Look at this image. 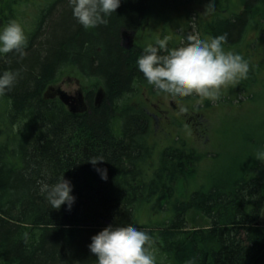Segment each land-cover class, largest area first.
I'll return each instance as SVG.
<instances>
[{
    "label": "trees",
    "instance_id": "obj_1",
    "mask_svg": "<svg viewBox=\"0 0 264 264\" xmlns=\"http://www.w3.org/2000/svg\"><path fill=\"white\" fill-rule=\"evenodd\" d=\"M157 1L121 0L107 25L86 30L68 0H0V26L16 20L27 36L23 58L15 52L0 57V72H18L0 96V264H95L87 245L108 224L147 231L164 264L189 258L196 264H264V227L258 224L264 162L186 196L194 155L174 140L156 151L152 116L135 104L144 100H124L136 85L157 91L136 66L145 43L138 42L141 27L155 24ZM220 1L230 3L224 7L228 17L204 24L211 36L227 34L226 50L246 52L248 45H239L251 26H262L264 0ZM165 14L161 21L179 28L170 47L192 33L188 23H203L198 13L171 21ZM127 37H137L130 49L124 46ZM258 47L251 45L255 54ZM66 77L90 93L101 88L105 97L72 111L54 91ZM188 101L190 111L196 110L198 100ZM101 155L105 160L98 166L107 169L106 180L87 160ZM61 174L73 186L71 210L51 208L39 192V182L55 183ZM154 211L163 215L151 222Z\"/></svg>",
    "mask_w": 264,
    "mask_h": 264
},
{
    "label": "clouds",
    "instance_id": "obj_2",
    "mask_svg": "<svg viewBox=\"0 0 264 264\" xmlns=\"http://www.w3.org/2000/svg\"><path fill=\"white\" fill-rule=\"evenodd\" d=\"M121 0H68L72 15L86 30L107 25L109 17L120 6ZM171 35L156 38L142 46V54L136 61L137 70L148 85L158 93L172 98L197 96L201 100H216L221 88L246 79L248 61L238 52L226 50L227 34L201 38L189 33L180 46L170 47ZM27 36L20 22L10 20L0 26V57L15 52L20 58L26 55ZM18 72H0V96L15 83ZM256 159L264 162V151L256 153ZM100 175L107 179V169L98 166L101 156L87 159ZM72 184L61 174L56 182H39V192L53 209L62 205L71 210L75 202ZM24 238L27 241L28 233ZM150 234L136 226L106 225L90 238L87 245L95 257V264H164L165 257H158ZM185 264H196L189 258Z\"/></svg>",
    "mask_w": 264,
    "mask_h": 264
},
{
    "label": "rangeland",
    "instance_id": "obj_3",
    "mask_svg": "<svg viewBox=\"0 0 264 264\" xmlns=\"http://www.w3.org/2000/svg\"><path fill=\"white\" fill-rule=\"evenodd\" d=\"M172 1L158 0L156 2V6L160 8L156 11L155 24L159 25L163 18L162 15H166L165 13L176 20H179L181 16H185V19L188 18L186 14L194 18V15L198 13L201 16L200 21L203 20V23L197 21L198 27L206 28L202 15L207 12V9L199 8L201 0ZM216 1L221 4L222 8L230 7V3ZM167 6L174 7L168 10ZM150 24L149 22L145 28L141 27L139 38L145 43L152 42L156 37V25L151 26ZM254 25L250 27V33H253L254 42H258L259 47L256 49L257 54L254 50L252 59L256 60L254 63L259 67L260 60H264V22L260 28H256ZM200 30L198 29V31ZM257 33H260V36H256ZM174 41L175 39L170 41L171 45L174 44ZM243 57L246 59V56ZM250 68L252 67L249 66L246 78L250 81L241 79L235 84L221 88L223 92V96L220 95L221 100H198L197 103L192 100L197 107L195 112L190 111L191 105L188 100L174 99L167 94L158 92L143 96V103H135L136 105L141 104L152 116L154 126L152 141L156 151L159 152L163 146L172 144L174 140L176 145H182L194 155L193 162L189 165L191 179L188 178L185 186L186 196L200 188L204 190L221 176L230 175L239 169L244 171L259 161L255 158L256 153L264 151V84L261 83L264 76L260 79L257 76H260L262 73L260 70H264V66L258 70ZM77 83L81 84L78 79L63 78L54 87V91L56 94L60 91L70 96L75 91ZM240 84H243L244 88L238 90L237 85L240 86ZM152 162H158V154L154 155ZM175 192L176 189L173 187L172 193ZM154 212L156 213L150 214L151 222L158 221L163 215L162 212H159L160 215L158 211ZM140 214L141 220L146 221V211L141 210ZM258 224L264 227V208Z\"/></svg>",
    "mask_w": 264,
    "mask_h": 264
},
{
    "label": "flooded vegetation",
    "instance_id": "obj_4",
    "mask_svg": "<svg viewBox=\"0 0 264 264\" xmlns=\"http://www.w3.org/2000/svg\"><path fill=\"white\" fill-rule=\"evenodd\" d=\"M199 8H204L207 9V12L205 14H201L202 18L206 21V23L210 22L212 19H219V18H227L228 17V12L227 10H225L224 8H222L221 4L219 2H215V1H201L199 3ZM183 17V16H182ZM172 20V17H170V21ZM193 26H192V25ZM171 23H169L167 26L165 23H163L162 21L159 23V25H156V36L159 35H171L172 37L174 35L177 34V32H179V28H174L172 30L171 27ZM189 27L191 28V32L193 33H198L200 36H204V38H207L209 36H211L210 30L208 26H205L206 28H202V27H198L199 24L197 23H188ZM146 27V26H145ZM142 27V28H145ZM171 27V28H170ZM177 27V26H176ZM198 27V29L200 31H198V29H196ZM168 28V29H167ZM196 29V32H195ZM134 41H137V37H133V42L131 38H128L124 41V46L130 49V47L132 45L135 44ZM138 42L140 44H142L141 39H138ZM243 43L248 45V48L245 51L239 49V54H241L242 56H246L248 58V61L250 60V65L253 68V63H254V59L253 58V50L251 48V45H254V36L253 33L250 31L247 32L246 36H245V40H243ZM243 43L239 45V47L243 46ZM143 45V44H142ZM261 62L264 63V60H260ZM264 66V65H263ZM261 74L260 76H257L259 79L264 76V70H261ZM246 81H250L249 79H245ZM245 81V83H246ZM260 82V81H259ZM250 83V82H249ZM248 83V84H249ZM262 84H264V80L261 82ZM79 83H77L76 85V89L75 91H73V94L66 95L64 93H61L60 91L57 92L56 95L60 96V98L62 100H69L68 102L70 103V108L72 109V111L74 112H81L83 111L86 105V101L87 100H102L105 97L106 92L104 90H101V88L95 90L94 92L90 93L88 91H86L81 85H78ZM238 90L240 89V87L237 85ZM131 90V93L128 96H125L124 100H144L143 96L145 95H150L151 93L148 91V89L146 87H143L141 85H136L133 86ZM155 92V91H153ZM157 92V91H156ZM222 94L223 96V92L220 91V95ZM193 97V98H191ZM173 100V99H172ZM181 100H201L199 97L197 96H187V97H183L181 98ZM207 100V99H204ZM216 100H221V97H219ZM195 112V111H194Z\"/></svg>",
    "mask_w": 264,
    "mask_h": 264
},
{
    "label": "water",
    "instance_id": "obj_5",
    "mask_svg": "<svg viewBox=\"0 0 264 264\" xmlns=\"http://www.w3.org/2000/svg\"><path fill=\"white\" fill-rule=\"evenodd\" d=\"M66 101V100H65Z\"/></svg>",
    "mask_w": 264,
    "mask_h": 264
}]
</instances>
